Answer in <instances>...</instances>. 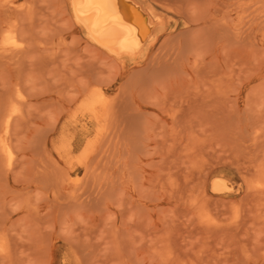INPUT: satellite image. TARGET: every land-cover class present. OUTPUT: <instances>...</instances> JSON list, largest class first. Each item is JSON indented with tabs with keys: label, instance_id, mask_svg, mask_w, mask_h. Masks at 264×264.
Returning <instances> with one entry per match:
<instances>
[{
	"label": "rangeland",
	"instance_id": "374dc122",
	"mask_svg": "<svg viewBox=\"0 0 264 264\" xmlns=\"http://www.w3.org/2000/svg\"><path fill=\"white\" fill-rule=\"evenodd\" d=\"M132 1L138 65L0 0V264H264V0Z\"/></svg>",
	"mask_w": 264,
	"mask_h": 264
},
{
	"label": "bare ground",
	"instance_id": "6f19581e",
	"mask_svg": "<svg viewBox=\"0 0 264 264\" xmlns=\"http://www.w3.org/2000/svg\"><path fill=\"white\" fill-rule=\"evenodd\" d=\"M71 6L76 23L86 33V40L97 47V51L120 62L130 61L138 65L148 56L164 32L159 28L162 21L132 0H71ZM13 37L11 34L4 40L11 48L17 44ZM100 117L101 114L96 112L95 119ZM8 124L9 117L5 120L6 128ZM1 149L6 152L5 142H2Z\"/></svg>",
	"mask_w": 264,
	"mask_h": 264
}]
</instances>
